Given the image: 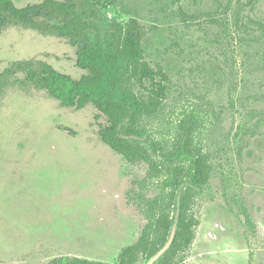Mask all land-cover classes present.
<instances>
[{
    "label": "rangeland",
    "instance_id": "374dc122",
    "mask_svg": "<svg viewBox=\"0 0 264 264\" xmlns=\"http://www.w3.org/2000/svg\"><path fill=\"white\" fill-rule=\"evenodd\" d=\"M103 12L155 28L145 58L171 78L161 110L142 128L157 171L100 140L105 119L92 105L62 107L22 87L18 74L0 99V264H120V251L161 218L154 235L170 239L137 263L156 264L201 155L213 176L196 200L187 264H264V0H119ZM76 59L65 39L19 28L0 36V74L40 60L79 79L86 72Z\"/></svg>",
    "mask_w": 264,
    "mask_h": 264
},
{
    "label": "trees",
    "instance_id": "16d2710c",
    "mask_svg": "<svg viewBox=\"0 0 264 264\" xmlns=\"http://www.w3.org/2000/svg\"><path fill=\"white\" fill-rule=\"evenodd\" d=\"M119 0H41L18 7L14 0H0V36L10 28L32 30L65 39L76 49V65L85 71L79 79L57 71L40 60L14 62L0 74V99L23 75L20 85H32L60 102L62 107L84 109L92 105L105 124L98 137L131 165H155L143 137V122L154 117L168 97L171 78L160 62L145 58L143 42L155 30L137 18L126 23L108 20L103 7H116ZM175 42V41H174ZM64 131L71 132L68 128ZM154 151H157L153 147ZM213 167L201 155L195 161L188 187L179 200V216L169 248L156 264H187L188 250L199 223L194 208L198 195L209 187ZM246 224L250 223L245 216ZM164 227L148 222L137 240L119 254L120 264H137L157 254L170 238L154 235ZM46 264H104L82 258L58 257Z\"/></svg>",
    "mask_w": 264,
    "mask_h": 264
}]
</instances>
